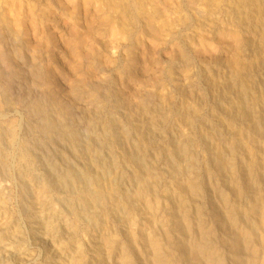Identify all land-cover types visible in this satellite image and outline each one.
I'll return each instance as SVG.
<instances>
[{
  "label": "rangeland",
  "instance_id": "rangeland-1",
  "mask_svg": "<svg viewBox=\"0 0 264 264\" xmlns=\"http://www.w3.org/2000/svg\"><path fill=\"white\" fill-rule=\"evenodd\" d=\"M160 263L264 264V0H0V264Z\"/></svg>",
  "mask_w": 264,
  "mask_h": 264
},
{
  "label": "bare ground",
  "instance_id": "bare-ground-1",
  "mask_svg": "<svg viewBox=\"0 0 264 264\" xmlns=\"http://www.w3.org/2000/svg\"><path fill=\"white\" fill-rule=\"evenodd\" d=\"M52 88V87H51ZM45 89V88H44ZM71 90V89H70ZM47 91V90H46ZM49 93V92H48ZM51 93V92H50ZM47 97V96H46ZM35 107V106H34ZM39 107V106H38ZM41 107V106H40ZM39 107V108H40ZM37 108V109H39ZM43 109V108H42ZM42 111V110H41ZM38 113V112H37ZM61 114V113H60ZM43 115V114H42ZM46 121L43 123L42 125V131L45 134H53V133H60L61 136L62 135H68L69 137H71V139H74V135L71 132H68L69 130L67 129V127L63 124V122L57 123V125H55L54 123H52L50 121V118H46ZM43 122V121H42ZM77 184V183H76ZM263 219V218H262ZM244 237V236H243ZM252 237V235H251ZM246 239V238H245ZM201 240V239H200ZM246 242V241H245ZM246 245V244H245ZM199 247V248H198ZM197 248V253L200 255L201 253H203L205 250L203 248V246H199L198 245ZM206 255V254H205ZM251 255V254H250ZM207 256V255H206ZM255 256V255H254ZM202 257V256H201ZM252 260V259H251ZM161 264V263H160ZM219 264V263H217Z\"/></svg>",
  "mask_w": 264,
  "mask_h": 264
}]
</instances>
